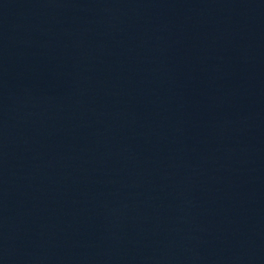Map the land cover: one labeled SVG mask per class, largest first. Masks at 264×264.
Instances as JSON below:
<instances>
[{"label":"water","instance_id":"95a60500","mask_svg":"<svg viewBox=\"0 0 264 264\" xmlns=\"http://www.w3.org/2000/svg\"><path fill=\"white\" fill-rule=\"evenodd\" d=\"M0 264H264V0H0Z\"/></svg>","mask_w":264,"mask_h":264}]
</instances>
